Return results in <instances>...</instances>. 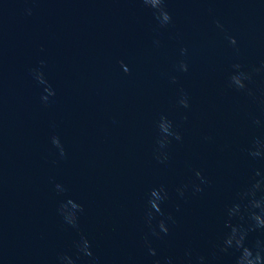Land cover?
<instances>
[{
    "label": "water",
    "instance_id": "95a60500",
    "mask_svg": "<svg viewBox=\"0 0 264 264\" xmlns=\"http://www.w3.org/2000/svg\"><path fill=\"white\" fill-rule=\"evenodd\" d=\"M163 8L161 26L143 0H0V264H93L77 259L81 235L96 264H186L188 250L235 264L219 251L226 209L243 210L254 177L264 208V0ZM235 64L250 76L244 90L230 86ZM162 118L181 137L164 148ZM196 171L204 191L181 198ZM161 187L176 223L157 240L146 210ZM69 200L83 208L77 228L60 214ZM257 241L264 229L249 234Z\"/></svg>",
    "mask_w": 264,
    "mask_h": 264
},
{
    "label": "clouds",
    "instance_id": "9594fccd",
    "mask_svg": "<svg viewBox=\"0 0 264 264\" xmlns=\"http://www.w3.org/2000/svg\"><path fill=\"white\" fill-rule=\"evenodd\" d=\"M143 3L158 12L157 18L160 20L161 26L171 22V16L163 8L164 0H143ZM230 43L235 46L236 40L234 38H230ZM180 67L182 71L186 72L188 70L186 64L182 63ZM233 67L236 69V74L230 77V86L235 87L237 90L246 89L245 82L250 79V76L247 73L240 71L241 65L235 64ZM124 71L127 73L129 70L127 67H124ZM40 79L42 80V77H40ZM48 95L52 96L55 95V93L49 90ZM42 99L47 102V97H42ZM180 104L184 108L189 107L187 98L182 99ZM159 127L162 133V138L159 140L161 148L166 147L167 144L170 143L168 137H175L176 140L181 139L179 134L172 130L170 121H166L162 118V123ZM53 144L60 148L61 155L63 156L64 152L59 143V139L53 138ZM249 154L253 158L260 157L262 155L258 142L253 143L252 147L249 149ZM158 159H161V162L166 161L167 155H164L162 158L158 157ZM205 184H207L205 177L200 171H196L195 180L191 181L189 184H185L181 188H178L177 192L181 198L185 197V194L189 189H191L192 195H197L204 191L202 185ZM260 187L261 181L255 179L254 177L250 186L245 189L240 196L241 201L245 202L243 203V210L241 208V204H234L232 207L226 209L227 219L225 221V227L229 229V231L224 235L219 246V251L222 253L231 252L235 256V264H264V248L261 247L259 241L252 245L248 243V236L251 232L264 229V208H262L261 202L256 199V192L260 189ZM167 200L168 193L163 187L153 189L149 193L146 210V223L149 227V235L157 240L167 237L170 234L171 227L176 223L175 218L171 214L165 216L162 205ZM177 211H180V209L177 208ZM82 212V206L71 200H69L67 204L61 205L60 208V214L63 216L65 223L73 228L78 227L79 217L77 213ZM238 214L241 219H243L244 216L247 217V227L243 224H233L232 221ZM154 221L155 223H153ZM144 243L148 247L149 254L151 256H156V251L151 247L147 236L144 239ZM75 247L77 250V259H79L82 255L84 257L92 258L93 264H96L91 251V242L86 236L81 235ZM185 256L187 258L186 264H206V257L194 254L192 250L186 251ZM58 259L60 264H65V262L66 264H75V260L67 255H62ZM155 264H160V262L156 261ZM165 264H172L171 258L166 260Z\"/></svg>",
    "mask_w": 264,
    "mask_h": 264
}]
</instances>
